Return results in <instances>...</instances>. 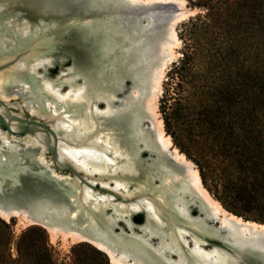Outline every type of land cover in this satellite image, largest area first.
<instances>
[{"label": "water", "instance_id": "obj_1", "mask_svg": "<svg viewBox=\"0 0 264 264\" xmlns=\"http://www.w3.org/2000/svg\"><path fill=\"white\" fill-rule=\"evenodd\" d=\"M159 6L162 5L129 0H0V21L14 23L9 29L6 26L5 35L18 36L16 26L24 24L30 32H45L46 47L53 50L55 47L58 53L67 54L71 64L80 65L91 77L103 68H114L122 59L139 60V53L135 51L139 50L143 36L141 26ZM169 9L178 11L179 5ZM27 79L33 80L29 76ZM100 103L104 105V101ZM129 117L120 113L109 118L113 120L108 119L107 130L119 154L113 157L121 168L114 176L125 181L129 189L139 184L151 189L159 187L162 198L151 193L150 198L164 222L163 231H183L185 241L177 236L184 253L198 240V247L202 249L230 252L238 264H264L253 239L236 233L237 224L234 229H228L218 216L207 213L203 198L186 178V165L175 159L172 149L162 145L150 120L141 117L133 122ZM26 133L25 128H9L0 117V134H5L10 143H19ZM86 188L95 195L111 193L102 187L101 181L91 182L75 165L59 160L56 144L43 149L33 143L12 146L4 143L0 135V218L9 221L20 217L25 226H40L47 232L72 231L78 236L75 242L90 243L109 259L108 252L98 247L97 242L115 253H126L128 260L135 264H168L150 247H158L155 236L148 240L150 246L133 236L145 231L142 225L148 219L147 211L137 209L124 217L127 221L117 218L114 223L110 222L108 218L114 215V207L108 205L100 210L94 206L93 199L84 202L82 195ZM177 199L181 203L177 204ZM118 200H122L121 196L114 195L112 201ZM56 209L67 219L54 216ZM136 214H142L141 222L134 220ZM67 220L71 221L70 227L61 226V221ZM152 224L156 225L154 219ZM166 254L171 259L178 257L176 248L173 251L168 248Z\"/></svg>", "mask_w": 264, "mask_h": 264}, {"label": "bare ground", "instance_id": "obj_2", "mask_svg": "<svg viewBox=\"0 0 264 264\" xmlns=\"http://www.w3.org/2000/svg\"><path fill=\"white\" fill-rule=\"evenodd\" d=\"M129 1L162 5L153 9L143 21L141 26L143 36L139 42V50L135 51L139 53L140 58L137 62L134 59L129 62L122 59L123 61L114 68L108 70L103 68L96 72V76L91 77L76 63L63 66L68 55L58 53L55 47V51L51 47H46L45 32H30L28 26L24 24L15 25L19 30L18 36L5 35L6 26L9 29L14 23L10 20L0 21V117L9 128L13 130L25 128L27 132L18 140L19 143H10L5 134H0L2 141L12 146L20 142L33 143L42 149L56 144V157L59 160L75 165L89 181L99 180L102 187L111 191V193L95 195L86 188L82 195L84 202L93 199L96 209L101 210L108 205L114 207V215H109L108 218L110 222L114 223L117 218H124L129 212L137 209L147 211L148 219L142 225L145 231L133 236L146 242L148 246H150L148 243L150 237L155 236L158 247H150L156 249L168 264H221V261L226 264L228 262L238 264L230 252L226 251L230 253L226 254L214 249H202L198 247V240L184 253L178 239L179 236L182 241H185L183 231L181 229L175 232L171 229L163 231L164 222L153 199L150 198L151 194L162 198L163 194L158 191L159 187L151 189L139 184L138 188L129 189L125 181L114 176V173L121 168L113 157L118 154V150L110 136L111 132L107 130L109 129L108 119L120 113L129 114V119L133 122L140 120L141 117L147 118L155 127L162 145L172 149L175 159L186 165V178L191 188L200 193L207 213L218 216L222 225L228 229H234V225L237 224L239 228L236 229V233L244 238L253 239L256 248L263 255L264 262V226L229 213L208 193L192 162L172 146L169 136L164 131L162 120L158 116L156 99L160 92L164 68L172 58L173 48L178 43L174 25L180 12L176 13L169 9L176 4V1ZM149 26L152 29L148 28ZM52 42L56 43V40L52 39ZM55 63L60 64V71L55 77H48L47 69ZM27 75L33 80L29 81ZM126 79H129V83L125 85ZM12 84L28 93L30 96L28 109L32 118L36 119L26 121L20 114L9 111L7 87ZM118 93L121 95L118 96ZM101 101H104L103 108L98 106ZM38 121L40 123H37ZM45 125L49 128L45 129ZM114 195L121 196L122 200L114 203L112 201ZM176 203H181L180 199H177ZM179 207L182 208V206ZM54 216L67 219L65 214L57 209ZM20 219L23 221L22 218ZM153 219L162 229L152 224ZM69 221H61L60 224L67 226ZM49 232L59 233L66 238L77 239L78 237L72 231L52 229ZM96 244L108 252L110 260L115 264H135L128 260L126 253H115L103 243ZM168 248L171 251L176 248L178 257L174 259L168 257L166 254Z\"/></svg>", "mask_w": 264, "mask_h": 264}, {"label": "rangeland", "instance_id": "obj_3", "mask_svg": "<svg viewBox=\"0 0 264 264\" xmlns=\"http://www.w3.org/2000/svg\"><path fill=\"white\" fill-rule=\"evenodd\" d=\"M175 1L179 5L176 13L180 12L174 25L178 43L173 48L172 58L164 68L160 92L156 99L157 112L172 146L192 162L199 177V166L205 165L207 181L204 184L200 177L201 183L208 193L220 203L214 195L212 179L213 170L216 169L218 162L210 161L206 154L208 153L206 152L208 151L207 140L210 141V139L206 133L204 134L205 128L198 124V109L203 102L213 103L214 93L218 89L228 90L233 95L234 104L242 108L241 110L234 108L233 114L237 111L242 112V110L243 114L250 112L255 120L251 129L256 133L264 132V109L262 110L259 95V83L262 81L264 71V41L257 21L251 17L253 14L249 12V10L257 12L263 19L264 3L255 6L258 0H199L201 2L196 5L193 1L198 0ZM183 55L188 56L184 58ZM181 60H185L186 63L180 76L174 73V67L179 66ZM70 64V60L67 59L63 66ZM59 71L58 64L52 65L47 69V76L55 77ZM7 96L10 102L9 111L20 114L23 120L36 119L32 118L28 109V100H30L28 93L12 84L7 87ZM176 99H181L187 108V123L182 121L167 129L163 109L170 108ZM98 106L103 108L102 103ZM220 205L223 207L221 203ZM11 219L14 220L11 223L12 242L8 250L10 255L15 257V241L28 226H25L20 218ZM11 219L5 221L11 222ZM243 219L264 226V223L252 219ZM47 236L56 264H80V260L86 258L84 256L85 246L73 248L78 244L75 242L77 239L66 238L59 233L52 234L51 232H47ZM80 243L86 244L87 242ZM87 244L93 246L90 243ZM105 256L109 264H115L106 254ZM90 260V264H97L95 259L90 258Z\"/></svg>", "mask_w": 264, "mask_h": 264}, {"label": "trees", "instance_id": "obj_4", "mask_svg": "<svg viewBox=\"0 0 264 264\" xmlns=\"http://www.w3.org/2000/svg\"><path fill=\"white\" fill-rule=\"evenodd\" d=\"M193 2L197 5L201 1ZM257 3L255 6L264 2L258 0ZM249 12L257 21L264 41V16L261 19L257 12L251 10ZM183 56L185 58L188 55ZM179 63V66L174 67V73L181 76L186 61L181 60ZM259 85L263 110L264 71ZM214 94V102L201 103L197 115L198 124L205 128L204 134L206 133L210 139L207 140L206 154L210 161L218 162L212 175L214 195L228 211L245 219L264 223V132L256 133L251 129L255 120L250 112L243 114L242 110L233 114V109H240V106L234 104L233 95L228 90L218 89ZM163 112L167 129L182 121L187 123L188 111L181 99H176L174 104L163 109ZM199 171L203 183L206 184L205 165H200ZM134 220L141 222L142 214H136ZM13 221L11 219V222H7L0 218V264H56L47 232L36 225L28 226L20 233L15 241V257L11 256L8 248L12 242ZM82 246L86 247L84 255L86 258H82L80 264H90V258L95 259L97 264H109L102 251L87 243H78L73 248Z\"/></svg>", "mask_w": 264, "mask_h": 264}]
</instances>
